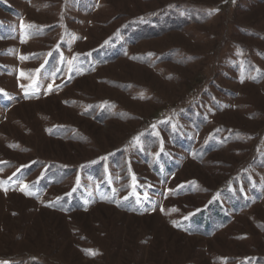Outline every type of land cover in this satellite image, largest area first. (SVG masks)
I'll return each mask as SVG.
<instances>
[{"label": "rangeland", "instance_id": "374dc122", "mask_svg": "<svg viewBox=\"0 0 264 264\" xmlns=\"http://www.w3.org/2000/svg\"><path fill=\"white\" fill-rule=\"evenodd\" d=\"M0 264H264V0H0Z\"/></svg>", "mask_w": 264, "mask_h": 264}, {"label": "built area", "instance_id": "2783aa9c", "mask_svg": "<svg viewBox=\"0 0 264 264\" xmlns=\"http://www.w3.org/2000/svg\"><path fill=\"white\" fill-rule=\"evenodd\" d=\"M229 183H230V179L227 180V182H225V183L221 186V188H220L219 190H223L224 188H226V187L229 185Z\"/></svg>", "mask_w": 264, "mask_h": 264}]
</instances>
